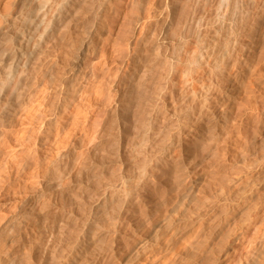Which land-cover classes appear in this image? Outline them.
Returning <instances> with one entry per match:
<instances>
[{
  "label": "bare ground",
  "instance_id": "obj_1",
  "mask_svg": "<svg viewBox=\"0 0 264 264\" xmlns=\"http://www.w3.org/2000/svg\"><path fill=\"white\" fill-rule=\"evenodd\" d=\"M0 264H264V0H0Z\"/></svg>",
  "mask_w": 264,
  "mask_h": 264
},
{
  "label": "rangeland",
  "instance_id": "obj_2",
  "mask_svg": "<svg viewBox=\"0 0 264 264\" xmlns=\"http://www.w3.org/2000/svg\"><path fill=\"white\" fill-rule=\"evenodd\" d=\"M261 249H262V246H261Z\"/></svg>",
  "mask_w": 264,
  "mask_h": 264
}]
</instances>
